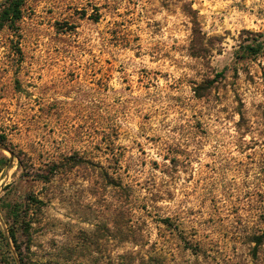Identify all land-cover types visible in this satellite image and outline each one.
Segmentation results:
<instances>
[{
  "label": "rangeland",
  "instance_id": "1",
  "mask_svg": "<svg viewBox=\"0 0 264 264\" xmlns=\"http://www.w3.org/2000/svg\"><path fill=\"white\" fill-rule=\"evenodd\" d=\"M17 27L0 264H264V0H27Z\"/></svg>",
  "mask_w": 264,
  "mask_h": 264
},
{
  "label": "trees",
  "instance_id": "2",
  "mask_svg": "<svg viewBox=\"0 0 264 264\" xmlns=\"http://www.w3.org/2000/svg\"><path fill=\"white\" fill-rule=\"evenodd\" d=\"M27 0H4L2 3H0V30L4 28L9 29H18L17 24L23 17V8L25 6ZM188 15L191 16L193 20V24L197 26L196 17L193 12V10H188ZM197 29L193 30V34H197ZM6 142V136L0 134V143L5 144ZM67 162H72L73 166H76L80 163V160L76 156H71L67 158ZM60 169L59 164L53 163L52 167L50 168V174L43 177L42 179L45 181H49L50 175L56 174V172ZM32 201L36 204H42L43 202L32 198ZM12 215L14 217V222L19 223L20 220V212H18L16 209H12ZM1 239L4 240L9 244V240H13L15 244H17V237H16V231L13 226L10 227V233L9 236H6L4 232H0ZM255 243L254 253L253 255H257V248L264 244V233L261 236H256L253 240ZM17 246V250H18ZM17 264V262H15Z\"/></svg>",
  "mask_w": 264,
  "mask_h": 264
}]
</instances>
